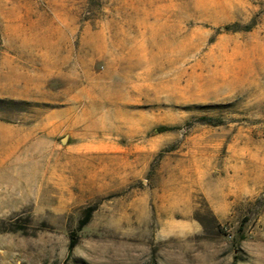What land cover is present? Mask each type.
Masks as SVG:
<instances>
[{
  "label": "rangeland",
  "instance_id": "obj_1",
  "mask_svg": "<svg viewBox=\"0 0 264 264\" xmlns=\"http://www.w3.org/2000/svg\"><path fill=\"white\" fill-rule=\"evenodd\" d=\"M0 264H264V0H0Z\"/></svg>",
  "mask_w": 264,
  "mask_h": 264
},
{
  "label": "trees",
  "instance_id": "obj_2",
  "mask_svg": "<svg viewBox=\"0 0 264 264\" xmlns=\"http://www.w3.org/2000/svg\"><path fill=\"white\" fill-rule=\"evenodd\" d=\"M225 30L230 31V30H235V29H234V26H232V27L231 26H227V27H225ZM200 121L204 122L205 124H208V125H218L219 122H221V121H216L215 119H211V118H202V119H200ZM167 130H169L167 127H160L159 128L160 132L167 131ZM92 211H93L92 209H88L86 211V213H85L86 215H85L84 219L81 220L80 223H79V228H82L83 226H85L88 223V221L90 220ZM76 244H77V241H76V238L73 235V238L71 239V241L69 243V247H68L69 250L71 251L76 246Z\"/></svg>",
  "mask_w": 264,
  "mask_h": 264
},
{
  "label": "water",
  "instance_id": "obj_3",
  "mask_svg": "<svg viewBox=\"0 0 264 264\" xmlns=\"http://www.w3.org/2000/svg\"><path fill=\"white\" fill-rule=\"evenodd\" d=\"M65 141V139L63 140V142Z\"/></svg>",
  "mask_w": 264,
  "mask_h": 264
}]
</instances>
